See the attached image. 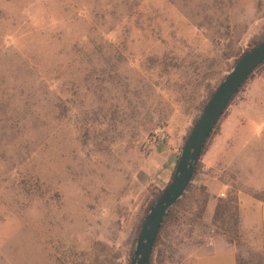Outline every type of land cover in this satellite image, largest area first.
<instances>
[{"label":"rangeland","instance_id":"rangeland-1","mask_svg":"<svg viewBox=\"0 0 264 264\" xmlns=\"http://www.w3.org/2000/svg\"><path fill=\"white\" fill-rule=\"evenodd\" d=\"M263 34L264 0H0V264H130L203 102ZM232 137L209 139L151 264L216 243L264 264V144Z\"/></svg>","mask_w":264,"mask_h":264},{"label":"water","instance_id":"water-1","mask_svg":"<svg viewBox=\"0 0 264 264\" xmlns=\"http://www.w3.org/2000/svg\"><path fill=\"white\" fill-rule=\"evenodd\" d=\"M263 63L264 41L244 53L214 89L184 141L169 183L143 220L130 264H150L163 219L169 208L186 192L195 165L214 127L239 89Z\"/></svg>","mask_w":264,"mask_h":264},{"label":"crops","instance_id":"crops-1","mask_svg":"<svg viewBox=\"0 0 264 264\" xmlns=\"http://www.w3.org/2000/svg\"><path fill=\"white\" fill-rule=\"evenodd\" d=\"M246 93L240 102H232L229 106L231 111H227L219 122V132L226 139V145L232 144V136L237 137L239 132L243 133L247 130L251 132V142L256 137L258 143L264 144V79L251 81V86ZM242 197L239 194V209L242 205ZM217 244L211 251L196 256L194 264H237V254L233 244L221 246Z\"/></svg>","mask_w":264,"mask_h":264},{"label":"trees","instance_id":"trees-1","mask_svg":"<svg viewBox=\"0 0 264 264\" xmlns=\"http://www.w3.org/2000/svg\"><path fill=\"white\" fill-rule=\"evenodd\" d=\"M263 41H264V34L261 35L260 37L254 38V39L251 41V44H250V45H249V46H248V47H247L242 53H240V54L235 58V60H234V64H235V62H236V61H237V60H238V59H239L244 53H246V52L249 51L250 49L254 48L255 46L259 45V44L262 43ZM234 64H233V65H234ZM263 68H264V63H263L262 65H260V66H259V67H258V68H257V69H256V70H255L250 76H249V78L246 80V82L243 84V86L239 89L238 93H237V94L234 96V98L231 100V102L229 103L228 107L232 104V102L234 101V99H235V98L237 97V95L241 92V90L243 89V87L245 86V84L247 83V81L250 80V79L253 77V75H254L257 71H259L260 69H263ZM213 92H214V89H212V90L209 92L208 96L206 97L205 101H204L203 104H202V108H201V110H200V113H201L202 109L204 108L205 104L207 103V101L209 100V98L211 97V95H212ZM228 107L226 108V110L224 111L223 115L220 117L219 121L217 122L216 126L214 127V129H213V131H212V133H211L209 139H210L214 134L217 133V131H218V129H219V122H220L221 119L226 115V112H227ZM200 113H199V115H200ZM199 115H198V117H199ZM198 117L194 120L193 125L195 124V122H196V120L198 119ZM189 132H190V131H189ZM189 132L187 133L186 137L188 136ZM209 139L207 140L205 146L203 147V150H202V152H201V156L204 154V151L206 150V146H207V143H208ZM185 140H186V138H185ZM185 140H184V141H185ZM178 158H179V154L175 155V157H174V161H173V163H172L173 165H172V167H171V174H170L169 181H170V179H171V177H172V174H173V172H174L175 165H176V162H177ZM197 167H198V162H197V164L195 165L194 173H193V176H192L191 182H192V180H193V178H194V176H195V174H196V172H197ZM169 181L167 182V184L169 183ZM191 182L189 183V185H188V187H187V189H186V192L189 190ZM167 184H166V186H167ZM166 186H165V187H166ZM165 187H164V188H165ZM162 191H163V190H160V191H158V192L154 195V197H153L152 200L150 201V203H149V205H148V207H147V209H146V211H145V215H146V213L148 212V210L153 206V204L155 203V201L157 200V198L159 197V195L161 194ZM177 202H179V200H178ZM177 202H176V203H177ZM176 205H177V204H176ZM176 205H173V206H172L171 208H169V210L167 211V213H166V215H165V217H164V219H163V222H162L161 228H160V230H159V233H160L162 227L164 226V224H165L167 218L169 217L170 212L172 211V209H173L174 206H176ZM145 215H144V216H145ZM142 221H143V220H142ZM142 221H141V222H142ZM235 222L237 223V222H238V219H237ZM141 224H142V223H141ZM141 224H140V226H139V229H140V227H141ZM138 231H139V230H138ZM159 233H158V236H159ZM158 236H157V238H156V241H155L154 246L156 245V242H157ZM153 248H154V247H153ZM152 253H153V250H152ZM151 259H152V254H151V258H150V264H151ZM237 264H240V262H239L238 259H237Z\"/></svg>","mask_w":264,"mask_h":264},{"label":"built area","instance_id":"built-area-1","mask_svg":"<svg viewBox=\"0 0 264 264\" xmlns=\"http://www.w3.org/2000/svg\"><path fill=\"white\" fill-rule=\"evenodd\" d=\"M159 138H160V140H163V139H165V135L161 132L159 135ZM221 195L223 196V194H221Z\"/></svg>","mask_w":264,"mask_h":264}]
</instances>
